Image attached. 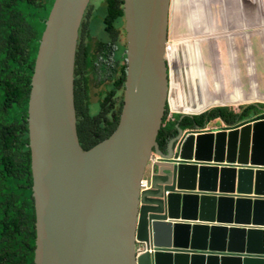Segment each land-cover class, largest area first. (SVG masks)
I'll return each mask as SVG.
<instances>
[{"label":"water","instance_id":"water-1","mask_svg":"<svg viewBox=\"0 0 264 264\" xmlns=\"http://www.w3.org/2000/svg\"><path fill=\"white\" fill-rule=\"evenodd\" d=\"M90 2L55 0L35 61L34 264H264V108L214 128L185 127L198 114H184L167 151L157 142L170 104L173 0H124L121 120L111 137L81 147L74 80Z\"/></svg>","mask_w":264,"mask_h":264},{"label":"trees","instance_id":"trees-1","mask_svg":"<svg viewBox=\"0 0 264 264\" xmlns=\"http://www.w3.org/2000/svg\"><path fill=\"white\" fill-rule=\"evenodd\" d=\"M55 0H0V264H34L36 212L33 199L28 107L35 61L46 21ZM124 0H102L88 6L80 29L74 95L81 147L89 150L117 130L125 104L127 62L118 35ZM101 11L103 39L89 42L92 13ZM93 10V11H92ZM107 37V39H106ZM104 85L98 111L92 114L90 92ZM108 82V83H107ZM264 105H248L240 113L217 107L185 116V127H205L215 119L237 121ZM166 119L157 142L163 151L177 134L174 116ZM174 119V121H172ZM168 122V123H167Z\"/></svg>","mask_w":264,"mask_h":264},{"label":"crops","instance_id":"crops-1","mask_svg":"<svg viewBox=\"0 0 264 264\" xmlns=\"http://www.w3.org/2000/svg\"><path fill=\"white\" fill-rule=\"evenodd\" d=\"M173 1V7L177 1L185 11L184 20L188 30L184 31L182 27L170 36L169 41L173 45L175 42H181L179 56L181 63L188 61L186 68H189V78H183L182 74H177V69H174V72L172 69L168 106L170 116H174L177 121L184 114L199 115L217 107L243 108L252 104L264 105V88L253 80L254 67H251L249 62H244L247 67L245 72H242L236 65L238 63L235 64V52L229 46V40L224 38L223 33L228 31L214 28V22L219 21L221 17L220 0ZM213 38L218 44H210ZM191 39L195 41L188 45L187 53L183 41ZM222 48H226L225 57ZM175 59L172 55L167 56L168 69L178 63V59ZM213 123L219 126L222 121L215 120L208 128H214Z\"/></svg>","mask_w":264,"mask_h":264},{"label":"rangeland","instance_id":"rangeland-1","mask_svg":"<svg viewBox=\"0 0 264 264\" xmlns=\"http://www.w3.org/2000/svg\"><path fill=\"white\" fill-rule=\"evenodd\" d=\"M216 0H212L215 2ZM102 0H91L90 5H99L101 7ZM221 17L220 20L214 22V28H221L228 32H224V38L229 40V46L233 48L235 52V64L242 71L245 72L247 64L249 62L251 67H254L253 80L260 83V86L264 88V0H220ZM95 9V8H93ZM93 11V10H92ZM185 11L175 1V7L171 10L169 18V30H168V42L170 36L175 34L177 30H188L186 21L184 20ZM101 11L96 10L92 13V20L88 27L90 29L89 42L91 45H96L99 39H103V24ZM118 38L124 46L125 44V21L122 20L119 26ZM230 31V32H229ZM183 33V32H182ZM107 39V37H106ZM195 39L183 41L185 48L188 51V45L194 43ZM210 43L215 45L217 40L213 38ZM220 41V40H219ZM181 42H175L172 49L177 55L178 63L173 64L172 68L169 66V74L171 76L172 69L178 70L177 74H182L183 78H189V68H186L188 61L181 63L179 56ZM218 44V42H217ZM172 51V52H173ZM224 57L226 56V48H222ZM169 52V51H168ZM121 53L125 54L124 49H121ZM179 56V57H178ZM182 65V66H181ZM168 66V65H167ZM92 83V91L90 92V102L92 114L98 111L99 101L102 99L101 92L106 89L104 85L95 87ZM108 83V82H107ZM246 107V106H245ZM243 108L228 107L236 112L240 113ZM170 112L167 118H170ZM167 120V119H166ZM168 123V122H167Z\"/></svg>","mask_w":264,"mask_h":264},{"label":"built area","instance_id":"built-area-1","mask_svg":"<svg viewBox=\"0 0 264 264\" xmlns=\"http://www.w3.org/2000/svg\"><path fill=\"white\" fill-rule=\"evenodd\" d=\"M154 161H156V159H154ZM151 163L153 164V161ZM148 187H149V182L147 180V176H144L140 182V189H141V191H143V190L147 189ZM141 250L145 251L144 248H141Z\"/></svg>","mask_w":264,"mask_h":264},{"label":"bare ground","instance_id":"bare-ground-1","mask_svg":"<svg viewBox=\"0 0 264 264\" xmlns=\"http://www.w3.org/2000/svg\"><path fill=\"white\" fill-rule=\"evenodd\" d=\"M167 47H168L169 49H167V51H166V61H167V56H168V55H172L173 57H175V58L177 59V55L174 53V51H173V49H172L173 44H172L170 41H169ZM168 51H169V52H168ZM172 51H173V52H172ZM176 59H175V60H176Z\"/></svg>","mask_w":264,"mask_h":264},{"label":"clouds","instance_id":"clouds-1","mask_svg":"<svg viewBox=\"0 0 264 264\" xmlns=\"http://www.w3.org/2000/svg\"><path fill=\"white\" fill-rule=\"evenodd\" d=\"M90 5V4H89ZM82 26V25H81ZM81 29V28H80ZM80 37V36H79Z\"/></svg>","mask_w":264,"mask_h":264}]
</instances>
